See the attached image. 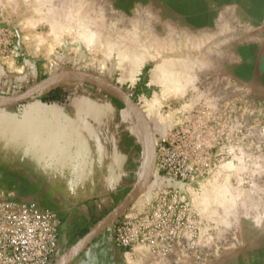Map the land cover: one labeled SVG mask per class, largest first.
<instances>
[{"label": "rangeland", "instance_id": "rangeland-1", "mask_svg": "<svg viewBox=\"0 0 264 264\" xmlns=\"http://www.w3.org/2000/svg\"><path fill=\"white\" fill-rule=\"evenodd\" d=\"M92 1L93 3L89 0H82V4L74 6L75 10L71 9L69 4L60 6L59 14L63 19L61 23L71 24L70 22L73 21L74 24H71L72 29L67 30V28H60L56 25L60 22L52 23L53 32L47 38L50 43L47 46V60L44 62L48 67L43 71L35 86L50 77L60 75L67 77L40 91L33 98L35 100L42 99L49 91L59 89L63 92L64 100L62 104L52 103L51 107L65 108L72 115V119H74L72 123L76 129L82 125L86 130H97L99 138L104 135L103 141H114L119 148L125 144L126 179L128 180L126 197L140 185L141 179L151 172L142 193L126 211L128 216L134 212L142 214L153 208L168 187L158 175L157 162L154 169H151L152 148H150L145 130L147 127L127 104L99 85L98 81L115 86L127 94L138 109L145 104L146 100H152V102L158 100L157 103L160 105L155 103V108L158 109L160 115L169 120L159 121L156 116H152V119L150 118L148 121L143 115L149 125L156 147L159 139L172 126L181 123L191 111L200 84L232 83L231 93L235 94L237 85L233 84V78L237 76L234 74V68L242 57L240 47L245 42L252 45L256 43V49L261 52L264 45V0H98L96 3H94L95 0ZM78 8H82L83 12L87 13V18L84 20L87 26L101 33L106 32V35L114 36V39L117 38L115 39V50L114 48L110 50L111 47L105 45L96 52L97 54H93L89 60L87 59L86 66H81L80 63L86 59L85 56L77 55L73 48L74 44L71 43L74 38H80V33H76V30L82 32L84 29L79 27V23L70 19L76 16L75 13L79 14L76 12ZM0 20L9 24L2 16H0ZM76 25L79 26L76 27ZM55 28L63 29V32H59V39L58 37L56 39V34L54 35L59 31H55ZM151 37L156 39L159 37L161 42L158 38V43H153L150 40L152 43L150 44L149 39L153 40ZM121 38L122 40L126 38L125 41L123 40L126 43V48L127 45H131L130 50L122 49V51H129L126 53L127 56H125V52L121 53L119 48L120 45H123ZM16 40L18 43V38ZM60 40L63 41V46L58 44ZM159 42L162 44L160 45ZM169 44L170 46L174 44L173 46L176 48L172 49ZM140 54L142 56L151 54V58L153 55L155 59L151 60L149 57L150 59L145 62L141 73L136 75L134 66L137 65L138 60L136 59L141 57ZM85 55H89L88 51L85 52ZM159 62L164 64V69L157 72L155 66ZM102 64L106 66L105 69L101 68ZM165 70L177 74L178 83L176 81L174 84L172 83L170 88L173 89L171 90L160 83V79L169 73ZM238 88L246 89L240 85ZM26 89L30 90L31 88L24 85L21 91H28ZM94 114H98L99 117ZM2 121L3 125L9 124L4 119ZM13 131L9 127L0 129V195L9 199L52 207L59 212L62 223L74 221L71 216L77 215L78 220L73 224L79 229V233L83 234L86 230L89 232L100 220L81 217V210L99 199L97 195L101 189L100 186L95 189V186H98L99 178L103 174L96 171L97 166L88 165L86 170L81 172L80 168L77 169L74 165L52 163L33 165L30 163L33 161L30 155L33 145L27 141L24 134H17ZM112 136H114L113 139ZM17 140L18 142H16ZM36 151H39L38 155L45 153L53 160H57L56 158L61 156L59 149L48 143L45 148L39 147ZM116 156L124 158V152L121 151ZM52 159L51 161H53ZM135 167L138 170L135 171ZM87 175L91 176L89 182L82 180ZM203 184L210 185L212 182ZM203 184H201V188ZM220 184L225 183L221 182ZM226 184L230 189V200H232L226 205L228 208L226 210L225 207H215L212 212L208 208L199 206L194 200V196L197 194L200 196L203 188L199 190V187H194L197 193L192 191V194H188L187 198L198 212L209 219L229 221L230 225L226 228V234L227 245H230L239 232L244 231L240 229L243 223L246 224L251 217H263L264 214H257L255 211L258 212L264 205L260 204L257 192H243L234 184L231 185L229 182ZM81 192H86L88 195L80 196ZM34 193L39 196H32L31 194ZM238 194L246 195L243 203L239 201L241 206L236 204ZM218 209H222L226 213V216L221 214L223 219H218L215 215ZM236 220L238 222L231 226ZM108 229L109 226L106 230ZM229 250H235L234 246H231ZM235 252L237 251L227 255V258Z\"/></svg>", "mask_w": 264, "mask_h": 264}, {"label": "built area", "instance_id": "built-area-1", "mask_svg": "<svg viewBox=\"0 0 264 264\" xmlns=\"http://www.w3.org/2000/svg\"><path fill=\"white\" fill-rule=\"evenodd\" d=\"M16 39L0 20V58L12 55ZM231 84H200L191 111L159 139L158 175L168 188L148 213L109 226L116 247L145 248L163 264H211L226 252L230 223L198 212L187 198L194 187L229 182L264 205V102L247 90L232 95ZM61 225L49 207L0 195V264H54Z\"/></svg>", "mask_w": 264, "mask_h": 264}, {"label": "crops", "instance_id": "crops-1", "mask_svg": "<svg viewBox=\"0 0 264 264\" xmlns=\"http://www.w3.org/2000/svg\"><path fill=\"white\" fill-rule=\"evenodd\" d=\"M89 2L93 3L92 0ZM67 4L75 10L74 6L82 4V0H0V16L14 27L18 38L17 49L12 52V56L7 59L0 58V96L23 94L25 92L21 91V88L24 85L33 88L38 84L43 71L48 67L44 62L47 60V46L50 43L47 38L53 32L52 23L63 20L59 14L60 6ZM247 43L240 47L242 57L234 68V74L237 76L233 78V84L237 85L235 94H242L243 90H247L253 100L264 102V45L259 52L256 43ZM238 85L246 89H239ZM47 96L48 94L36 100L32 97L22 104L0 106V129L9 127L11 131L26 136L27 141L33 145V151H30L33 160L30 163L33 165H74L77 169L80 168L81 172L85 171L88 165L97 166L96 171L103 174L99 178L98 186H95V189L99 186L101 189L97 195L99 199L83 208L81 217L101 220L126 197V146L122 144L119 148L114 141H103L104 135L99 138L97 130H86L82 125L76 129L72 123V115L65 108L51 107L52 103L62 102L46 101ZM94 115L99 117L98 114ZM3 119L9 124L3 125ZM47 143L59 149L61 156L57 157V160L45 153L38 155L39 151L36 150L39 147L45 148ZM121 151L124 152V158L116 156ZM134 170L138 168L135 167ZM82 180L89 182L91 176L87 175ZM31 195L39 196L35 193ZM87 195L86 192L80 193V196ZM245 198L246 195L238 194L236 204H239V201L243 203ZM259 202L263 205L260 199ZM49 208L59 214L54 208ZM151 209L142 214L134 212L129 216L124 212L119 217L134 219ZM255 212L264 214V206ZM222 213L226 214L222 209H218L215 215L218 219H223ZM71 218L74 221H65L61 225L57 264H163L145 248L129 253L116 247L110 241L108 230L71 255L69 251L78 246L85 236L81 237L79 229L73 224L78 220L77 215ZM240 229L244 231L239 232L230 245H226L224 256L211 264H264V215L251 217ZM231 246H234L235 250H229ZM233 251L237 252L227 258Z\"/></svg>", "mask_w": 264, "mask_h": 264}, {"label": "bare ground", "instance_id": "bare-ground-1", "mask_svg": "<svg viewBox=\"0 0 264 264\" xmlns=\"http://www.w3.org/2000/svg\"><path fill=\"white\" fill-rule=\"evenodd\" d=\"M80 2V1H79ZM84 3V2H83ZM82 9V8H81ZM81 9H77L76 10V12H78L79 14H76L75 13V17H71L70 19H72V20H74V21H76L77 23H79L80 24V28L82 29V27L84 28V29H82L81 31L82 32H77L78 30H76V33H80L79 34V37L80 38H74L73 39V41H71V43L73 42V48H74V50H75V52L77 53V55H79V54H82V56H85V60H83V61H80V63H81V66H86L87 65V63L86 62H88L87 61V59L89 60V58H91L92 57V55L93 54H97L96 52H98L100 49H102L105 45H106V47L107 46H109V47H111L110 48V50H112L113 48H114V50H115V39H117V38H115L114 39V36H108V35H106L105 33H101L100 31H98V30H93V28H90L89 26H87L86 25V23H84V20H85V18H87L86 16H87V13L86 12H83V9L81 10ZM89 12V11H88ZM85 13V14H84ZM71 15H73V14H71ZM74 16V15H73ZM70 19H68V20H70ZM95 20V19H94ZM96 21V20H95ZM93 22V21H92ZM98 22V21H97ZM71 24L73 23L74 24V22L73 21H71L70 22ZM71 24H67V23H57L56 25L57 26H59L60 28L62 27H64V28H67V30H70V29H72V25ZM76 24V23H75ZM77 25H76V27H78ZM32 27V26H31ZM86 27V28H85ZM89 27V28H88ZM56 29V28H55ZM132 29V28H131ZM57 30H59V31H57ZM124 30V29H123ZM55 31H57L56 33H54V35L56 34V39H57V37H58V39L60 38L58 35H59V32L61 33V31L63 32V29H56ZM130 31V30H129ZM128 31V32H129ZM134 31H135V29H134ZM67 32V31H66ZM67 33H69V32H67ZM121 33V32H120ZM127 33V32H126ZM130 33V32H129ZM71 34V33H70ZM69 34V35H70ZM136 34V33H135ZM111 35V34H110ZM123 35V34H122ZM137 35V34H136ZM135 35V36H136ZM143 35V34H142ZM149 35V34H148ZM133 36V35H132ZM152 36H153V33H152ZM157 36V35H156ZM156 36H154V37H156ZM123 37V36H122ZM126 37V36H125ZM150 37V36H149ZM154 37H151V38H153V40L152 39H149V41L151 40L153 43H155V42H157L158 43V38L159 37H157V39L156 38H154ZM169 37V36H168ZM174 38V37H173ZM124 39H126V38H123V40ZM123 40H122V38H121V41H122V43H123V45H120V50L122 51V49L123 50H130V46H128L127 45V48H126V43H124L123 42ZM137 40V39H136ZM169 40V39H168ZM57 41V40H56ZM120 41V40H119ZM125 41V40H124ZM128 41V40H127ZM151 41H150V44H152L151 43ZM159 41H160V38H159ZM161 42V41H160ZM159 42V44L161 45L162 43H160ZM164 42V41H163ZM132 43V42H131ZM58 44H60V45H62L63 46V41H59L58 42ZM149 44V43H148ZM156 45V44H155ZM165 45V44H164ZM174 45V44H173ZM170 46V44H169V46L173 49V47L174 46ZM61 46V47H62ZM134 46V45H133ZM159 46V45H158ZM160 47V46H159ZM162 47H164V46H162ZM133 48V47H132ZM141 48V47H140ZM174 48H176V47H174ZM178 48V47H177ZM117 50H118V48H116ZM134 49V48H133ZM138 49V48H137ZM159 49V48H158ZM164 49V48H163ZM169 49V48H168ZM171 49V50H172ZM141 50V49H140ZM155 50H157V49H155ZM161 50H162V48H161ZM167 50V49H166ZM88 51V53H89V55L87 56V55H85V52H87ZM160 51V50H159ZM172 51H175V50H172ZM120 52V51H119ZM123 52H125L124 54H126V53H128L129 51H122L121 53H123ZM138 52V51H137ZM141 52V51H140ZM158 52V51H157ZM169 52H170V50H169ZM131 53V52H130ZM129 53V54H130ZM136 53V52H135ZM139 53V52H138ZM159 53V52H158ZM157 53V54H158ZM123 55V54H122ZM131 55V54H130ZM141 55V57L139 56V59H136V60H138L136 63H137V65L136 66H134L135 68H134V72H135V74L137 75V74H140L141 73V71H142V69H143V67H144V64H145V62L147 61V60H149L150 58H151V54L148 56H142V54H140ZM146 55V54H145ZM125 56H127V54L125 55ZM124 56V57H125ZM159 56V55H158ZM122 57V56H121ZM129 57V56H128ZM134 57V56H133ZM150 57V58H149ZM127 58V57H126ZM138 58V57H137ZM125 59V58H124ZM152 59H155L154 57H153V55H152V58H151V60ZM131 60V59H130ZM122 61H123V59H122ZM171 61V60H170ZM86 63V64H85ZM119 64V63H118ZM80 65V64H79ZM173 65V64H172ZM121 66V65H120ZM166 66V65H165ZM156 68V70H157V72H159V71H161V70H163L164 69V64L163 63H160L159 62V64H157L156 66H155ZM168 67H169V64H168ZM101 68L102 69H105L106 68V66L105 65H101ZM123 69V68H122ZM133 69V68H132ZM173 69V68H172ZM175 70H176V68H174ZM169 70H171V69H169ZM154 71V70H153ZM166 71V70H165ZM168 71V70H167ZM166 71V72H167ZM178 71V70H177ZM169 73L168 74H165L164 75V77L163 78H161L160 79V83L161 84H163V85H165L166 86V88H170V87H172L171 85H172V83L174 84V82L176 81V83H178L177 82V80H176V75H175V73H173L172 71L170 72V71H168ZM162 73V72H161ZM177 73V72H176ZM128 75H130L129 73H127ZM159 74V73H158ZM155 75H157L156 73H155ZM178 75H179V73H178ZM161 76H163L162 74H161ZM153 77V76H152ZM181 77V76H180ZM62 79H65V77H61V76H58V77H52V79H51V83H50V85H52V84H54L55 82H57V81H60V80H62ZM131 79V78H130ZM155 79V78H154ZM158 82V81H157ZM156 82V83H157ZM180 82V81H179ZM176 85V84H175ZM184 86V85H183ZM174 87V86H173ZM177 87H178V85H177ZM171 89H173V88H170V90ZM175 90H177V88H174ZM112 94H114L115 96H117L118 98H120L121 100H123L126 104H127V106L128 107H130L133 111H134V113H135V115L137 116V117H139L141 120H142V122L144 123V126L145 127H147V125H146V123L145 122H147L146 120H145V118L143 117V115L146 117V119L149 121L150 120V118L152 117V116H156L158 119H159V121L161 120H165V119H167V118H164L162 115H160L159 113H158V109L157 108H155V103L158 105H160V103H157V99L154 101V99H153V101L154 102H152V100H150V101H148V100H146V101H144L145 102V104L141 107V108H139V109H137V107H135L130 101H129V99H128V97L126 96V94L125 93H123V92H121L119 89H117L116 87H109V89H108ZM169 90V91H170ZM144 100V99H143ZM158 105V106H159ZM157 106V107H158ZM159 108V107H158ZM143 113V114H142ZM173 115H174V113H173ZM152 119V118H151ZM167 120H169V119H167ZM164 122V121H163ZM174 123V122H173ZM176 124V123H175ZM169 128V127H168ZM146 130V132H148L147 131V129H145ZM147 138H148V136H147ZM149 140V139H148ZM149 142V141H148ZM149 144H150V148H152L151 147V143L149 142ZM151 162V161H150ZM151 164V163H150ZM146 169V168H145ZM149 169V168H148ZM147 172H148V170H146ZM150 173V172H149ZM148 173V174H149ZM147 174V175H148ZM146 175V176H147ZM146 176H144L142 179H144ZM221 182H217V181H214V183L212 182V184H210V185H207V184H203V189H202V194H200V196H194L195 197V201L197 202V204L199 205V206H202L203 208L205 207V208H208L209 210H212V212L214 211L213 209H215V207H218V208H224L225 207V210H226V205L229 203V202H231L232 200H230V189L228 188V186H227V184L225 185V184H220ZM222 183H224V182H222ZM231 186V185H230ZM233 189V188H232ZM234 190V189H233ZM235 192V191H234ZM193 197V198H194ZM233 197H234V195H233ZM233 199V198H232ZM230 200V201H229ZM234 200H235V198H234ZM234 200H233V202H234ZM202 207L200 208L201 209V211H202ZM214 207V208H213ZM228 209V208H227ZM204 212V211H203ZM205 212H207V211H205ZM216 212V211H215ZM211 213V212H210Z\"/></svg>", "mask_w": 264, "mask_h": 264}, {"label": "water", "instance_id": "water-1", "mask_svg": "<svg viewBox=\"0 0 264 264\" xmlns=\"http://www.w3.org/2000/svg\"><path fill=\"white\" fill-rule=\"evenodd\" d=\"M61 77H67L66 75H60ZM58 77V76H54ZM52 77L48 78L46 81L43 83L31 88L30 90L26 91L23 94H19L16 96H0V106H10V105H15L19 103H23L29 98L34 97L37 93L40 91H43L44 89L48 88L50 86ZM93 80V79H92ZM95 80V79H94ZM96 81V80H95ZM99 85H102L105 87L107 90L109 87H115L112 85L105 84L103 82H99ZM109 91V90H108ZM128 97L129 101L137 107L131 98L126 94ZM123 101V100H122ZM124 102V101H123ZM125 103V102H124ZM126 104V103H125ZM138 109V108H137ZM147 125V136H148V141L151 143L152 147V154H151V169L153 170L155 167V163L157 162V152H156V147L154 143V138L152 136V133L149 130V125L147 122H145ZM151 176V172L144 178L141 179L140 185L135 188L120 204H118L111 212H109L103 219H101L81 240L78 246L73 248L72 250L69 251V253L72 255L75 252L79 251L82 247L86 246L87 244L91 243L98 235H100L102 232H104L107 227L115 221L120 215H122L124 212L129 209V207L135 202V200L139 197V195L142 193L145 182L149 179ZM70 255V256H71ZM54 264H57L55 262Z\"/></svg>", "mask_w": 264, "mask_h": 264}, {"label": "trees", "instance_id": "trees-1", "mask_svg": "<svg viewBox=\"0 0 264 264\" xmlns=\"http://www.w3.org/2000/svg\"><path fill=\"white\" fill-rule=\"evenodd\" d=\"M45 100L50 102H62L64 100L63 92L59 89H53L49 91L48 96L45 98ZM87 233L88 230L81 234V237H83Z\"/></svg>", "mask_w": 264, "mask_h": 264}]
</instances>
